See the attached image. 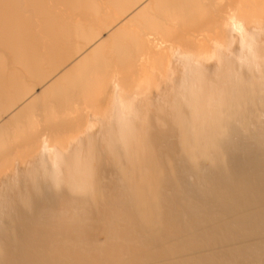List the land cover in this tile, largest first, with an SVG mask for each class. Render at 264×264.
I'll return each mask as SVG.
<instances>
[{"label":"bare ground","instance_id":"obj_1","mask_svg":"<svg viewBox=\"0 0 264 264\" xmlns=\"http://www.w3.org/2000/svg\"><path fill=\"white\" fill-rule=\"evenodd\" d=\"M0 264H264V0H0Z\"/></svg>","mask_w":264,"mask_h":264}]
</instances>
